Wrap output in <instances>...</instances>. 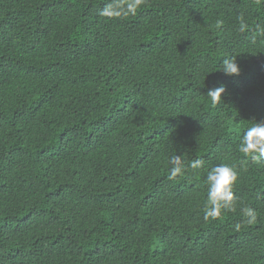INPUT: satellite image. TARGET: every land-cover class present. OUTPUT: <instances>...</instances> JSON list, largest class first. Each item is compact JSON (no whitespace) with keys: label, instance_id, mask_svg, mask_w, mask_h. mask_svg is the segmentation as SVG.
Returning <instances> with one entry per match:
<instances>
[{"label":"trees","instance_id":"obj_1","mask_svg":"<svg viewBox=\"0 0 264 264\" xmlns=\"http://www.w3.org/2000/svg\"><path fill=\"white\" fill-rule=\"evenodd\" d=\"M111 2L0 0V264H264V160L238 150L264 123V0ZM221 164L233 208L206 218Z\"/></svg>","mask_w":264,"mask_h":264},{"label":"clouds","instance_id":"obj_2","mask_svg":"<svg viewBox=\"0 0 264 264\" xmlns=\"http://www.w3.org/2000/svg\"><path fill=\"white\" fill-rule=\"evenodd\" d=\"M144 0H112L111 3L105 5L100 10L99 15L109 19L127 17L135 15L137 9L142 5ZM240 31H245L247 25L243 18L240 17ZM218 25L222 21L217 22ZM226 77H238L241 74V68L236 62V58H226L222 61V67L219 70ZM225 87L220 85L211 88L207 91V95L213 104L221 101L222 95L225 93ZM239 152L246 158L259 161L264 160V123L254 122L244 132L238 145ZM173 167L168 176L169 180H174L176 177L183 174L185 171L184 165L179 156L172 157ZM202 161L194 160L189 167L192 170H198L202 167ZM238 174L234 168L221 164L211 168L207 172V203L205 208L206 218L216 219L221 215L222 210H232L234 202L233 186L237 182ZM243 213L249 218V223L256 219V213L250 207L243 209Z\"/></svg>","mask_w":264,"mask_h":264}]
</instances>
